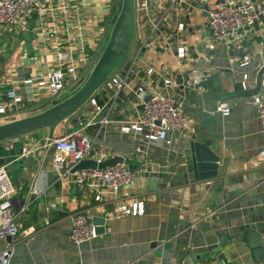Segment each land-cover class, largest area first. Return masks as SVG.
Returning a JSON list of instances; mask_svg holds the SVG:
<instances>
[{"label":"crops","instance_id":"0c3cea01","mask_svg":"<svg viewBox=\"0 0 264 264\" xmlns=\"http://www.w3.org/2000/svg\"><path fill=\"white\" fill-rule=\"evenodd\" d=\"M189 1L194 8H182L162 28L167 33L179 22L185 25L186 58L179 62L174 49L160 40L143 51L135 66L137 77L131 81L160 90L161 78L169 75H176L184 84L191 79V70L204 78L201 93L188 86L179 89L186 128L182 135L171 136L170 149L143 143L138 135L121 129L141 110L128 89L113 104L109 102L111 92L99 91L96 99L102 111L98 115L86 104L54 131L53 138L58 137L79 126V121L83 125L89 116L88 123L91 119L95 123L84 129L93 143L89 159L123 157L127 167L146 170L135 185L121 189L117 199L101 186L81 188L70 176L60 178L53 164L54 149L46 147V132L17 138L10 151L0 144V166L13 186L8 202L18 213L20 226L9 264L250 263L249 251L238 239L244 229L264 233V160L258 159L264 148V121L252 105L254 96L264 98V19L252 38L241 45L252 55L241 67L238 46L224 56L206 49L209 34L201 8L214 9L219 0ZM51 8L44 15L31 14L19 28L0 27V79L16 84L31 75H44L56 67L57 53L69 50L81 75H86L109 33L115 2L52 0ZM149 67L154 70L150 77L145 75ZM244 74L246 90L239 85ZM15 87L23 95L20 86ZM72 89L13 106L9 113L16 119L33 115ZM4 101L0 89V104ZM219 104L230 109L229 115L216 112ZM105 115L109 122L101 126L98 121ZM6 121L0 116V124ZM191 141L211 144L219 159L216 177L194 178ZM23 147L32 152L20 157ZM136 198L144 200L142 216L113 217L118 205ZM77 212L84 213L101 231L97 238L80 245L69 240L70 217ZM5 243L0 240V250ZM221 254L223 259H218Z\"/></svg>","mask_w":264,"mask_h":264},{"label":"built area","instance_id":"2783aa9c","mask_svg":"<svg viewBox=\"0 0 264 264\" xmlns=\"http://www.w3.org/2000/svg\"><path fill=\"white\" fill-rule=\"evenodd\" d=\"M52 0H0V27L19 28L27 17L36 13L44 15L51 10ZM206 2V0H200ZM194 8L188 0H134V35L130 45L126 61L117 66L107 78L103 86L89 99V104L98 115L102 108L99 106L96 96L99 91L111 92L110 103H114L118 94L123 90H130L135 99L140 103L141 110L134 121L123 123L121 129L125 132H133L138 135L143 143L160 144L167 149L171 148L172 135H182L186 128V114L184 100L179 92L183 86H188L201 93L204 80L195 70L189 72L191 79L186 83L178 81L176 75L161 78L162 88L151 89L147 84H131L132 78H136L135 66L145 49L158 41H165L168 48L174 49L177 60L182 61L187 56L182 34L186 31L183 23L179 22L170 32H162L168 18L178 15L182 8ZM62 8V7H61ZM206 14V29L209 34V42L206 49L215 55H227L234 46L241 49L239 65L245 67L252 58L246 53L244 45L255 34L256 28L264 19V0H219V5L214 8H201ZM52 32L50 37L54 36ZM85 59V57H84ZM56 67L48 70L44 75H31L17 82L0 79V89L4 90L6 101L0 104V116L6 120L16 119L9 111L13 106H22L33 103L41 96H60L66 90L73 88L84 79L72 58L70 50L59 52L55 59ZM154 74L153 68L149 67L145 75L150 77ZM137 81L140 79L137 78ZM16 85L23 90V95L17 92ZM242 90L247 89V75H242L239 83ZM67 94V95H68ZM147 98V101L145 99ZM252 105L259 119L264 121V98L256 95L252 98ZM216 112L227 116L230 109L219 104ZM105 115L98 124L107 125L109 120ZM91 121L83 126L79 121L78 130H69L64 134L52 138L46 147L54 149L53 164L60 178L70 176L72 183L83 188L86 185L101 186L107 189L117 199L121 189L133 186L137 183L145 169L134 170L123 163L113 164L105 168L79 170L70 173V170L79 162L89 159L93 143L85 135L84 129L94 125ZM16 139L0 142L3 149L10 151L14 147ZM29 147L21 149L20 157L31 153ZM109 159L100 157L95 159L98 163ZM258 159L264 160V148L258 153ZM13 192V186L3 166H0V240L11 238L0 250V264H9L14 252V238L19 232L17 221L18 213H15L8 202V197ZM95 199L100 200L99 196ZM145 204L142 198H136L128 203L116 207L113 217L142 216ZM24 210H20V213ZM69 240L80 245L84 242L97 238V227L91 223L88 217L82 213H74L70 217ZM264 245V233L261 235Z\"/></svg>","mask_w":264,"mask_h":264},{"label":"water","instance_id":"95a60500","mask_svg":"<svg viewBox=\"0 0 264 264\" xmlns=\"http://www.w3.org/2000/svg\"><path fill=\"white\" fill-rule=\"evenodd\" d=\"M115 5L118 9L117 16L87 77L82 79L70 94L62 99L51 101L50 105L42 111L0 124V142L41 131L47 133V141L50 142L56 127L86 105L114 69L126 61L134 35V0H115ZM210 145L209 142L191 141L189 143L190 167L196 180L217 175L219 159L210 149ZM124 162L123 157H113L99 163L86 159L77 163L70 173L86 169H102L113 164H124ZM70 187H73V184H70ZM94 225L97 227L96 224ZM97 232L98 234L101 232L99 227ZM238 240L249 251V264H264V245L260 233L244 229ZM5 241L8 243L11 238L7 237ZM218 259H223V254L219 255Z\"/></svg>","mask_w":264,"mask_h":264},{"label":"rangeland","instance_id":"374dc122","mask_svg":"<svg viewBox=\"0 0 264 264\" xmlns=\"http://www.w3.org/2000/svg\"><path fill=\"white\" fill-rule=\"evenodd\" d=\"M113 2H115V0H112V3H113ZM95 61H96V60H95ZM95 61H93L92 65H91L90 68H89V71L86 73V75L84 76V78L87 77V75H88V73L90 72V70H91L93 64L95 63ZM19 119H20V118H19ZM89 120H90V117H89V116H86V117L84 118L83 125L85 126V125L88 123ZM1 124H2V123H1ZM74 129H75V130H78V129H79V126L74 127Z\"/></svg>","mask_w":264,"mask_h":264},{"label":"trees","instance_id":"16d2710c","mask_svg":"<svg viewBox=\"0 0 264 264\" xmlns=\"http://www.w3.org/2000/svg\"><path fill=\"white\" fill-rule=\"evenodd\" d=\"M117 7H116V5H115V8H114V13H113V16H112V19H111V22H110V28H111V26H112V24H113V22H114V20H115V18H116V16H117ZM109 31H110V29H109ZM97 57H98V55L94 58V60H96L97 59ZM89 71V70H88ZM87 71V72H88ZM62 99V98H61ZM100 103H102V101L100 102Z\"/></svg>","mask_w":264,"mask_h":264}]
</instances>
